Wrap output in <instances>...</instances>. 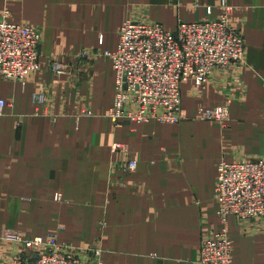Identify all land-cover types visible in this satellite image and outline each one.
<instances>
[{
    "label": "crops",
    "instance_id": "obj_1",
    "mask_svg": "<svg viewBox=\"0 0 264 264\" xmlns=\"http://www.w3.org/2000/svg\"><path fill=\"white\" fill-rule=\"evenodd\" d=\"M223 1L244 36L243 64L214 71L203 87L184 81L177 124L115 126L112 60L82 52L116 50L128 18L173 31L217 18ZM5 12L39 30L41 44L36 71L0 77V264L20 249L4 238L16 231L100 246L103 264H200L202 233L221 227L218 164L264 158V0H0ZM222 104L226 126L199 119L201 107ZM115 142L128 152L113 153ZM128 159L135 172L114 170ZM228 226L231 264H264V222L230 216Z\"/></svg>",
    "mask_w": 264,
    "mask_h": 264
},
{
    "label": "built area",
    "instance_id": "obj_2",
    "mask_svg": "<svg viewBox=\"0 0 264 264\" xmlns=\"http://www.w3.org/2000/svg\"><path fill=\"white\" fill-rule=\"evenodd\" d=\"M217 18L195 22L180 21L173 31L163 25L126 19L114 51H84L81 57L105 55L111 58L115 73V97L107 116L115 126L124 122L177 124L181 113V84L193 80L205 86L217 70H235L245 60V40L232 24L233 8L223 1ZM207 14L212 7H207ZM41 34L36 28L9 20V12L0 18V77L22 80L39 67ZM58 72L66 66L56 64ZM37 105L45 104V96H34ZM0 98V115L6 108ZM84 114H87L84 112ZM199 119L230 121L229 106L198 111ZM113 153L128 152L127 145L115 142ZM137 162H119L114 170L135 172ZM216 200L219 230L204 231L200 245V264H231L232 243L229 238L230 216L260 219L264 222V158L255 161H221L217 166ZM56 196V200H61ZM4 238L20 249L6 264H103L102 248L76 247L61 243L55 233L29 237L21 232H8Z\"/></svg>",
    "mask_w": 264,
    "mask_h": 264
}]
</instances>
